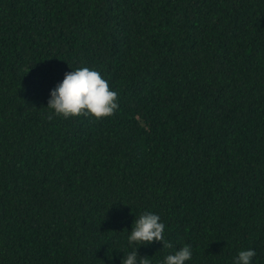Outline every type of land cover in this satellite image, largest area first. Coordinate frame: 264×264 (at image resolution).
<instances>
[{"label": "trees", "instance_id": "16d2710c", "mask_svg": "<svg viewBox=\"0 0 264 264\" xmlns=\"http://www.w3.org/2000/svg\"><path fill=\"white\" fill-rule=\"evenodd\" d=\"M81 67L112 115L47 108ZM146 211L148 264H264V0H0V264H121Z\"/></svg>", "mask_w": 264, "mask_h": 264}, {"label": "clouds", "instance_id": "9594fccd", "mask_svg": "<svg viewBox=\"0 0 264 264\" xmlns=\"http://www.w3.org/2000/svg\"><path fill=\"white\" fill-rule=\"evenodd\" d=\"M47 108L54 115L64 118L91 115L101 119L112 115L118 108L117 93L109 88L108 82L98 71L81 67L64 73L63 79L50 90ZM164 232L165 224L158 214L146 211L135 217L126 237L132 250L123 255L121 264H148L138 255L137 249L153 242L163 243ZM192 256L191 246L186 245L165 256L162 264H187ZM255 256L254 249H241L234 257L233 264H252Z\"/></svg>", "mask_w": 264, "mask_h": 264}]
</instances>
